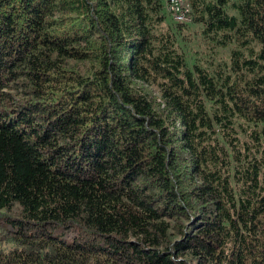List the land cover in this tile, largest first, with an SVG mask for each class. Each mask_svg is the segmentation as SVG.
Returning <instances> with one entry per match:
<instances>
[{
  "label": "trees",
  "instance_id": "1",
  "mask_svg": "<svg viewBox=\"0 0 264 264\" xmlns=\"http://www.w3.org/2000/svg\"><path fill=\"white\" fill-rule=\"evenodd\" d=\"M164 1L0 0V264H264V0Z\"/></svg>",
  "mask_w": 264,
  "mask_h": 264
},
{
  "label": "rangeland",
  "instance_id": "2",
  "mask_svg": "<svg viewBox=\"0 0 264 264\" xmlns=\"http://www.w3.org/2000/svg\"><path fill=\"white\" fill-rule=\"evenodd\" d=\"M185 17L186 18L181 21L183 28L177 33V35L181 50L183 51L187 62L190 64L195 58L203 60L204 57H207V48L199 34V26L188 23L187 14ZM221 52L224 55L226 54V51ZM0 246H8L4 235H0Z\"/></svg>",
  "mask_w": 264,
  "mask_h": 264
},
{
  "label": "built area",
  "instance_id": "3",
  "mask_svg": "<svg viewBox=\"0 0 264 264\" xmlns=\"http://www.w3.org/2000/svg\"><path fill=\"white\" fill-rule=\"evenodd\" d=\"M167 11L176 21H183L188 12V6L185 0H165Z\"/></svg>",
  "mask_w": 264,
  "mask_h": 264
},
{
  "label": "bare ground",
  "instance_id": "4",
  "mask_svg": "<svg viewBox=\"0 0 264 264\" xmlns=\"http://www.w3.org/2000/svg\"><path fill=\"white\" fill-rule=\"evenodd\" d=\"M165 2V1H164ZM166 3V2H165ZM189 21V20H188Z\"/></svg>",
  "mask_w": 264,
  "mask_h": 264
}]
</instances>
